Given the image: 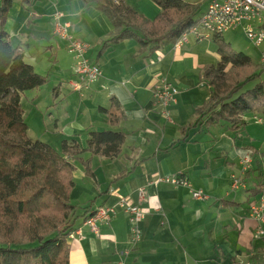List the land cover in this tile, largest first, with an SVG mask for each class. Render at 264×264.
Returning a JSON list of instances; mask_svg holds the SVG:
<instances>
[{"label":"crops","instance_id":"obj_1","mask_svg":"<svg viewBox=\"0 0 264 264\" xmlns=\"http://www.w3.org/2000/svg\"><path fill=\"white\" fill-rule=\"evenodd\" d=\"M123 1L148 19L161 11L151 0ZM46 15L51 34L53 19L60 15V22L70 25L71 35L88 45L86 56L101 70L98 81L86 90L96 113L66 127L64 136L79 137L81 148L90 131L110 129L126 136L118 158L92 159L97 182L75 165L70 202L77 207L76 216L103 206L116 213L109 222L98 223L97 232L82 217L76 219L74 238H67L69 264H264V242L254 236L257 224L249 214L250 203L264 196V149L257 148L261 139L264 143L260 127L264 116H245L247 126L235 131L227 123L188 129L211 94L202 72L220 61L214 41L196 42L190 36L178 49L170 43L150 49L125 40L97 59L102 43L113 32L102 13L82 0H33L29 7L13 2L4 26L11 43L17 39L24 51L29 45L25 30L42 26L40 20ZM77 19L81 32L72 23ZM246 55L255 63L264 60ZM160 79L178 91L166 107L154 97ZM111 97L124 114L117 126H109L106 116L97 111L108 108ZM252 121L259 130H249ZM122 171L130 174L113 181ZM165 178L185 179L206 199L195 200L188 188L159 181ZM234 178L240 180L238 189L231 187ZM255 188L262 192L252 194ZM122 200L145 214L138 242L130 243L131 225L119 206Z\"/></svg>","mask_w":264,"mask_h":264},{"label":"trees","instance_id":"obj_2","mask_svg":"<svg viewBox=\"0 0 264 264\" xmlns=\"http://www.w3.org/2000/svg\"><path fill=\"white\" fill-rule=\"evenodd\" d=\"M14 1L24 7L33 3L0 0V264H69L67 238L75 231V221L82 217L84 222L94 212L85 209L76 216L77 207L70 202L75 165L82 167L86 178L97 182L92 158H118L126 136L110 129L90 131L85 148L70 138L62 141L60 151L43 141L29 139L20 97L41 88L46 78L25 61L24 51L12 45L4 29ZM82 1L94 6L113 27L97 59L111 45L125 40L150 49L174 44L197 23L201 11L197 0H151L161 11L148 19L123 0ZM212 40L220 61L215 67L203 69L202 80L211 94L196 110L197 119L188 129L199 124L209 127L227 123L235 131L245 125V116H264V60L255 63L243 52L235 51L222 35H214ZM251 83L254 86L243 91ZM58 94L56 87L54 98ZM109 102L108 108L98 107L97 111L106 116L109 126H117L124 114L115 98ZM85 154L88 156L83 158ZM128 174L122 171L113 181ZM261 192V188L252 190L254 195Z\"/></svg>","mask_w":264,"mask_h":264},{"label":"built area","instance_id":"obj_3","mask_svg":"<svg viewBox=\"0 0 264 264\" xmlns=\"http://www.w3.org/2000/svg\"><path fill=\"white\" fill-rule=\"evenodd\" d=\"M197 2L201 7L197 23L176 40L173 44L175 49L186 43L190 36L196 42H200L212 39L214 35H223L225 32L239 28L254 47H259L264 43V0H197ZM53 21V35L65 41L68 45V52L74 55L75 79L70 81L68 85L72 91L81 94L83 90L86 91L98 81L101 76L100 67L86 56L88 45L71 35L70 25L60 22V15H56ZM177 92L171 83L160 79L155 87L154 97L163 107H166L175 101ZM248 162L246 160L245 164ZM159 181L188 188L195 200L206 199L201 191L193 190L185 179L165 178ZM240 186V180L234 178L231 184L232 189H238ZM139 195L144 200L145 193L143 190H140ZM119 206L129 216L130 243L138 242L141 238L139 223L145 217L143 210L138 206L128 204L125 200L120 201ZM115 213L116 211L112 207H99L84 221V224L93 232H97L98 223L109 222ZM249 214L257 224L254 236L264 242V196L250 203ZM73 238L74 232L69 235V239Z\"/></svg>","mask_w":264,"mask_h":264},{"label":"rangeland","instance_id":"obj_4","mask_svg":"<svg viewBox=\"0 0 264 264\" xmlns=\"http://www.w3.org/2000/svg\"><path fill=\"white\" fill-rule=\"evenodd\" d=\"M183 1L193 3L196 0ZM49 17L46 15L40 20L42 26L39 28L32 26L25 30L29 39V45L24 50L28 55L25 57V61L34 66L37 74L46 78V83L39 89L24 92L20 97V105L28 128L27 135L29 139L31 141H43L56 151H60L62 141L67 139L64 136L66 132L65 128L81 124L80 121L83 118L90 117L96 112H92V108L90 107L91 100L86 94L87 91L83 90L81 92L83 95L81 98V95L78 92L72 91L68 85L70 81L75 79L74 55L68 52L65 41L51 34L47 23ZM78 21V19L73 20L74 27L77 26L78 28ZM82 29V27H79L77 30L81 32ZM223 37L226 42L231 43L237 52L242 51L245 54H251L252 58L256 61L260 60L262 56L264 58V53H262L264 52V43L259 47H254L246 39L240 28L225 32ZM87 40L92 42L90 38H87ZM12 43L20 46L15 38ZM254 84L247 85L243 91L252 88ZM56 87H59L60 93L54 98V88ZM57 121L58 127H56ZM250 123L249 130L252 128L259 130V125L255 121ZM246 126L247 124L244 126V129ZM260 127L264 131V125ZM262 137L264 138V134H262ZM76 140L79 143V137H76ZM257 148L264 149L262 139Z\"/></svg>","mask_w":264,"mask_h":264}]
</instances>
